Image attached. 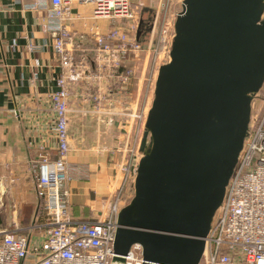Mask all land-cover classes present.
I'll list each match as a JSON object with an SVG mask.
<instances>
[{
    "label": "water",
    "instance_id": "water-1",
    "mask_svg": "<svg viewBox=\"0 0 264 264\" xmlns=\"http://www.w3.org/2000/svg\"><path fill=\"white\" fill-rule=\"evenodd\" d=\"M264 0H184L159 69L114 263L201 264L264 86Z\"/></svg>",
    "mask_w": 264,
    "mask_h": 264
},
{
    "label": "built area",
    "instance_id": "built-area-1",
    "mask_svg": "<svg viewBox=\"0 0 264 264\" xmlns=\"http://www.w3.org/2000/svg\"><path fill=\"white\" fill-rule=\"evenodd\" d=\"M154 1L159 2L158 34L154 25L151 29V23L147 22L143 27L140 18L134 21L132 0L45 1L46 7L50 8L49 18L57 22L47 30L52 33L50 45L61 68L58 91L51 96L57 158L53 160L43 154L39 170H34L35 193L42 203L44 222L35 221L26 232L18 225L12 230L0 231V264H116L113 260L118 218L128 204L123 189L115 194L104 219L77 221L71 216L68 184L78 170L68 161L72 152L70 128L75 112L72 90L80 85L76 93L85 101L91 100L93 105L99 106L105 102L109 108H114L119 97L131 95L129 89L137 75V65L143 61V54L148 53L153 61L148 73L149 88L154 92L160 65L165 59L170 62L175 38V22L169 14L172 0ZM75 4L90 5L95 19L112 21L109 32L100 34L93 30L84 34L72 31L66 21ZM88 44L94 47L92 56L87 54L85 46ZM77 52L81 53L79 59ZM131 61L135 64L128 67ZM85 81V86L91 85L93 95L82 89ZM100 86L106 87L105 90L95 89ZM139 97L140 94L137 104ZM150 108L138 113L134 111L131 115L122 113L123 108L118 113L108 111L109 124L116 116L133 117L132 123L137 129L133 141L140 143ZM95 110L99 109L92 107L90 113ZM141 158L142 155L133 158L130 165H121L126 173L124 185L135 181ZM127 264H142L139 245L132 247ZM201 264H264V107L251 116L243 150L223 204L213 220Z\"/></svg>",
    "mask_w": 264,
    "mask_h": 264
},
{
    "label": "crops",
    "instance_id": "crops-1",
    "mask_svg": "<svg viewBox=\"0 0 264 264\" xmlns=\"http://www.w3.org/2000/svg\"><path fill=\"white\" fill-rule=\"evenodd\" d=\"M45 1L0 0V231L18 225L26 232L35 221L44 222L34 170H39L43 154L57 158L51 96L58 91L61 68L47 30L57 22L49 18ZM71 12L66 25L78 33L106 34L113 25L108 19H95L90 5L75 4ZM157 14L154 4V28ZM85 48L92 56L93 45ZM93 122L98 134L89 138L83 131L73 134L74 148L68 158L78 169L68 184L70 212L77 221L104 219L118 190L116 166L109 162L117 161L112 153L125 132L117 120L107 126L110 135L102 136V124ZM88 144L92 147L86 149ZM103 144L107 150H102Z\"/></svg>",
    "mask_w": 264,
    "mask_h": 264
},
{
    "label": "rangeland",
    "instance_id": "rangeland-1",
    "mask_svg": "<svg viewBox=\"0 0 264 264\" xmlns=\"http://www.w3.org/2000/svg\"><path fill=\"white\" fill-rule=\"evenodd\" d=\"M132 1H133V9L135 11L134 21L141 19L144 23V24L142 23L144 27L146 21L150 20L148 24H150L151 22V29H153V25L155 23L154 18H153L154 17V4H156V7H157L159 6V2L154 1V0H132ZM183 1L184 0H172L171 2L169 14H170L171 20L172 21L174 20V22L176 21L177 16L182 11ZM160 22H161V17L159 19V23ZM158 25L159 24L157 23V26H156L157 33L156 34L159 33L158 29L160 26ZM142 58H143V61L140 64H138L137 65L138 67L136 68L137 75L135 79L131 82V86L129 89L131 95L125 96L124 98L119 97L118 105H116L114 108H109L106 104H104L105 102L101 103L99 106V104L93 105L91 100L85 101L83 97L78 96L76 93L77 89H80V85L78 87L77 86L74 87L73 91L75 94H74V98L72 99V107H74L73 109L75 112L72 115L73 123L70 128L71 137L73 134L75 135V133H78V131H80V133H82L83 131L84 135L87 136V138H89L90 136L91 137L96 136L98 134V126H96L97 124L94 123L93 121H96L97 123L102 124L100 134L102 136H107L109 134L107 126L108 125L112 126L113 124H115L117 120L118 122H120L119 126L122 130H124L125 134H122L123 136L118 138L119 139L118 141L120 142V144L116 146L114 152L112 153L113 155H116L117 161H113L109 163H111L112 168L114 167V165L116 166L115 168H116V173L118 177V190L115 192V194L123 189V195L125 197V202H128V204L132 201V199L135 196V186H134L135 181L132 180L130 181L129 184L124 185L126 173L123 170L121 165L122 164L130 165L134 159L142 155L140 152V146H141L142 141L140 140V143L139 141L137 142L133 141L136 135V132H137V129L135 128L134 123H132L133 117L131 118L129 116H126V117L116 116V118H113V123L108 124L109 117H110L108 115V111L118 113V112H121L123 108L124 110L122 111V113L131 115L133 114L134 111H135L134 113H138L140 110L147 111L148 108L152 107V103L154 100V94H155V88H156V87L154 88L153 93L151 92L149 88L150 82H149L148 73H150L151 66L153 63L152 56H149L148 53H145L143 54ZM145 61L146 63H144ZM168 63L165 59L163 60V64H161V61H160L158 65L161 64L160 65L161 67L163 65H167ZM133 64L135 63L131 61L130 63H128L127 66L132 67ZM158 75H159V72L157 74V78H158ZM85 85H86V81H85V84L82 85V89L83 90L87 89L85 92L89 90V92H91V95H93L91 91L92 90L91 85H88L89 87ZM105 88L106 87L102 88V86L95 87V89L97 90L100 89L99 90L100 92L104 91ZM139 94H140V97H139L140 99L137 104V99H138ZM92 107L94 108L97 107V109L99 110H95L94 113L91 114L90 109H92ZM263 107H264V86L261 89V91L257 95L254 96V99L252 102V116L257 115L263 109ZM131 124H133L132 127H131ZM94 125L96 127H93ZM144 133H145V127L142 129V136H144ZM85 147L86 149H89L90 147H92V145L88 144ZM107 147H108L107 144H103L102 150L104 149L107 150L108 149ZM73 148L74 147L72 145V150ZM107 152H110V150H108Z\"/></svg>",
    "mask_w": 264,
    "mask_h": 264
}]
</instances>
